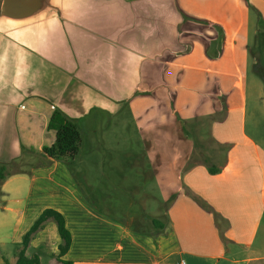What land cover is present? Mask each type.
Here are the masks:
<instances>
[{
    "label": "crops",
    "instance_id": "1",
    "mask_svg": "<svg viewBox=\"0 0 264 264\" xmlns=\"http://www.w3.org/2000/svg\"><path fill=\"white\" fill-rule=\"evenodd\" d=\"M263 73L264 0H0V251L53 209L72 264H264ZM55 110L69 162L42 152ZM94 174L158 191L127 210ZM60 244L49 219L25 255Z\"/></svg>",
    "mask_w": 264,
    "mask_h": 264
},
{
    "label": "trees",
    "instance_id": "2",
    "mask_svg": "<svg viewBox=\"0 0 264 264\" xmlns=\"http://www.w3.org/2000/svg\"><path fill=\"white\" fill-rule=\"evenodd\" d=\"M47 128L48 130L54 131L55 140L51 146L43 148V154L49 159L64 162H69L76 158L82 141L81 133L76 124L66 118L60 111L55 110L49 119ZM204 161L209 162V159H205ZM221 167L222 166H208V170L211 174H215L221 169ZM1 178L2 177L0 176V179ZM49 219H52L56 223L57 231L61 238V244L58 246V260L62 264H72L71 262L60 260L70 247L71 235L65 226L62 214L53 209H45L35 220L27 233L22 237L16 253L17 259L15 264H41L36 255L27 257L25 255V250L28 247L32 236L40 230L44 226V223Z\"/></svg>",
    "mask_w": 264,
    "mask_h": 264
},
{
    "label": "rangeland",
    "instance_id": "3",
    "mask_svg": "<svg viewBox=\"0 0 264 264\" xmlns=\"http://www.w3.org/2000/svg\"><path fill=\"white\" fill-rule=\"evenodd\" d=\"M141 160L143 164L146 160L145 156L142 155ZM92 178L94 179V182L91 185L98 196L99 195H104V197L107 196V199L110 200L111 203H115L118 207L126 208L127 210L135 209L137 212L142 211L141 204H143L141 202V200L143 199V195H140V190L143 191V189L146 188V190H149L152 193H157L158 191L154 182L152 181L151 174L143 176L140 184H133V183L124 184L125 188L128 189L130 192V194H126L123 192L122 195H125L126 198H124V196L121 197V194L119 192L115 190L113 191L112 185L114 184H104L103 186V184L99 182L98 180L99 177L97 176V174H94ZM134 201H136L137 203L134 204ZM119 204L121 206H119ZM7 250H9V248ZM11 250L13 251V249ZM11 257L12 256L11 254L8 253V251L7 252L0 251V264H10L12 261ZM44 258H48V257L44 256Z\"/></svg>",
    "mask_w": 264,
    "mask_h": 264
}]
</instances>
